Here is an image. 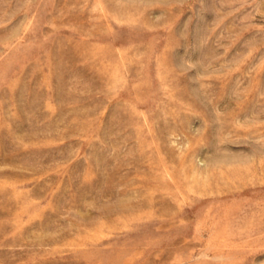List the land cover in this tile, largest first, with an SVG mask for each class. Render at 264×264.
Instances as JSON below:
<instances>
[{"label": "rangeland", "instance_id": "obj_1", "mask_svg": "<svg viewBox=\"0 0 264 264\" xmlns=\"http://www.w3.org/2000/svg\"><path fill=\"white\" fill-rule=\"evenodd\" d=\"M0 264H264V0H0Z\"/></svg>", "mask_w": 264, "mask_h": 264}]
</instances>
